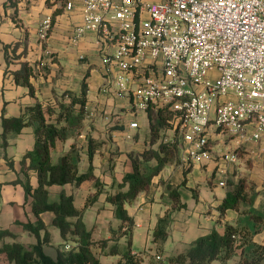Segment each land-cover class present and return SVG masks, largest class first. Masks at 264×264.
<instances>
[{"label": "crops", "instance_id": "obj_1", "mask_svg": "<svg viewBox=\"0 0 264 264\" xmlns=\"http://www.w3.org/2000/svg\"><path fill=\"white\" fill-rule=\"evenodd\" d=\"M46 16L53 18V25L48 39L42 42L38 29ZM82 21L79 1L68 10L64 0H0V228L16 235L0 238V245L2 242L29 244L36 241L19 221L27 218L36 221L32 196L27 199L24 183L29 177L33 187L38 185L36 173L29 171L27 176L22 166L24 155L34 148L35 127L28 125L21 132H9L4 137L3 118L20 116L28 105L36 102L53 103L66 90L79 94L83 81L87 84L83 127L67 139L58 140L52 157L54 162H59L76 144L80 171H87L90 166L89 138L92 137L95 144L93 172L101 185L96 186L94 179L79 186L52 185L49 187L50 200H59V192L64 188L74 194L76 207L83 209L91 197L83 219L88 228L93 229L96 239L110 237L111 230L118 229L121 224L107 195L115 192L125 173L132 170L129 153L147 147L149 121L147 112L135 111L130 96L116 95L115 85L109 82L115 78L117 70L106 73L103 55L113 52L116 42L108 41L101 46L94 30H86L77 42H72L73 30ZM5 45H10V55H16L10 62L6 60ZM25 49L27 51L22 53ZM25 61L33 68L30 77L33 91L15 81L13 71L20 70ZM136 120L138 126L131 127ZM209 132L213 140L211 158L189 164L180 158L179 162L166 164L154 176L151 188L125 205L135 220L131 249L133 253L145 256L143 264H148L149 255L156 251L153 232L168 209L172 210V221L160 252L163 259L183 251L195 239L215 228L223 230L226 223L246 222L251 212L264 213V140L258 143L246 140L238 147L228 133L214 127H210ZM236 148L239 153L236 161L220 157ZM169 184L177 188L185 207L173 208ZM239 184H243L247 194L240 210L229 208L221 214L219 205ZM41 216L52 234L51 245L58 246L63 240L58 227L51 224L53 213L48 211ZM254 239L260 243L264 241V227ZM115 244L121 250L125 249L128 237L109 241V247ZM45 248L55 256L56 250L51 252L47 246ZM106 255L113 263H103L101 256L103 264H115L120 258L118 254ZM238 258L234 256L227 264H237Z\"/></svg>", "mask_w": 264, "mask_h": 264}, {"label": "built area", "instance_id": "obj_2", "mask_svg": "<svg viewBox=\"0 0 264 264\" xmlns=\"http://www.w3.org/2000/svg\"><path fill=\"white\" fill-rule=\"evenodd\" d=\"M64 1L68 10L81 3L72 42L86 30L97 32L101 46L116 42L103 55L106 73L117 70L109 81L116 95L130 96L135 111L183 113L185 164L212 157L210 127L238 147L264 140V0ZM52 25L51 16L41 21L42 42ZM237 148L220 157L236 161Z\"/></svg>", "mask_w": 264, "mask_h": 264}, {"label": "trees", "instance_id": "obj_3", "mask_svg": "<svg viewBox=\"0 0 264 264\" xmlns=\"http://www.w3.org/2000/svg\"><path fill=\"white\" fill-rule=\"evenodd\" d=\"M9 47L10 45H5V56L10 62L16 55H10ZM26 51L25 49L22 53ZM13 73L17 83L27 85L33 91L30 82L33 68L28 61L23 62L21 69ZM86 104L87 84L83 81L79 94L66 90L53 103L36 102L28 105L20 116L3 118L4 137L9 132L19 133L28 125L35 127V145L24 155L22 166L27 176L29 171H34L38 178L36 187L30 184L29 177L24 183L27 199L29 195L32 196V211L37 219L19 221L36 241L29 244L20 241L2 243L0 254L4 255L7 264H103L101 254L120 255L115 264H142L145 260L142 253L132 252L130 238L135 220L129 215L125 205L135 200L141 192L148 191L154 176L166 164L180 161L182 140L179 127L184 118L183 113L174 111L169 106L148 107V145L142 151L129 153L132 170L125 173L123 181L118 183V189L107 195V201L113 204L115 215L121 219V224L118 229L111 230L110 237L96 239L93 237V229L88 228L83 219L84 209L91 200L83 209H79L75 205L73 193L63 188L59 192V200L51 201L49 189L52 185L79 186L90 179L95 180L96 186L101 185L93 172L95 144L92 137L89 138L90 166L87 171H80V153L76 144L62 155L59 162H54L52 157L58 140H65L81 131L87 112ZM168 187L173 208L185 207L177 188L171 184ZM97 194L98 191L95 197ZM246 196L243 184H239L219 205L221 214L229 208L240 210L241 202ZM48 211L53 213L51 224L58 227L63 240L57 246L55 256L45 248L53 242L48 225L41 216ZM171 221L172 210L168 209L159 218L154 229L153 241L157 246L155 255H149L148 264H227L234 256H239L237 264H264V241L260 243L254 239L255 234L264 227V213L251 212L246 222L226 223L223 230L215 228L195 239L183 251L163 259L160 252L167 239ZM8 235L16 237L13 232L0 228V238ZM122 237H128L125 249L121 250L116 244L109 247L110 240H120Z\"/></svg>", "mask_w": 264, "mask_h": 264}, {"label": "rangeland", "instance_id": "obj_4", "mask_svg": "<svg viewBox=\"0 0 264 264\" xmlns=\"http://www.w3.org/2000/svg\"><path fill=\"white\" fill-rule=\"evenodd\" d=\"M170 135H171V132H170ZM211 141H210V144L211 145H213V140L212 139H210ZM88 200H91V197H89V199ZM10 238H13L12 236L10 237ZM1 242V241H0ZM3 243V242H2ZM1 243V244H2ZM56 248H57V246H55V245H47V250L48 251H51V252H53V251H55L56 250ZM153 255V254H152ZM154 255H155V253H154ZM101 256H102V261H103V263H111L113 260H112V258L109 256V255H106V254H101ZM113 263V262H112ZM0 264H7V261H6V259L4 258V255H2V254H0ZM143 264V263H142Z\"/></svg>", "mask_w": 264, "mask_h": 264}]
</instances>
